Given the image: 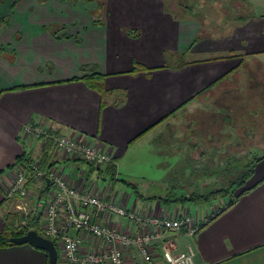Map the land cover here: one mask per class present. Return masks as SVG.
Here are the masks:
<instances>
[{
    "label": "crops",
    "instance_id": "crops-1",
    "mask_svg": "<svg viewBox=\"0 0 264 264\" xmlns=\"http://www.w3.org/2000/svg\"><path fill=\"white\" fill-rule=\"evenodd\" d=\"M103 1L104 12L97 17L101 24L96 25L98 15L92 13L99 4L94 1L19 0L12 7L14 0H0V233L10 218L8 222L19 221L24 213L20 203L26 204L28 214L41 217L42 226L46 202L55 187L51 180H35L28 182L29 193L23 201L6 196L17 164L9 166L22 153L40 167H54L85 190L102 196L112 190L110 199L140 214L167 213L169 206L161 197L143 196L129 183V189L117 186L118 182L124 184L121 176L130 174L131 166L142 164L140 153L174 146L155 124L176 117L215 80L234 73L248 55L264 52V12L234 24L226 36H206L193 43L201 32L200 22L174 16L166 11L164 0ZM249 1L253 6L264 5V0ZM61 26L65 28L58 36L48 29ZM126 29H138L139 35L131 36ZM63 32L71 36H63ZM228 52L236 55L207 59L210 54ZM177 54L183 55L180 62L184 65L174 66ZM135 64L149 69L131 73ZM93 66L105 76L106 89L126 91L119 104L110 95L108 104L102 105L101 94L81 78L92 73ZM31 123L99 144L112 153L115 176L109 173L108 164L100 167L56 153L48 140L26 130ZM253 184L217 215L214 206L208 208L204 218H212L205 221L200 217L207 223L193 238L185 229L166 231L151 246L156 260L167 264L162 245L177 252L192 242L197 264H264V159L257 163L248 186ZM224 205L218 204L216 212ZM101 220L128 233L143 230L115 213ZM68 234L81 236L82 254L105 248L89 232L70 227ZM125 263L147 264L135 245L125 251ZM0 264H48V255L29 243H15L0 247Z\"/></svg>",
    "mask_w": 264,
    "mask_h": 264
},
{
    "label": "rangeland",
    "instance_id": "rangeland-1",
    "mask_svg": "<svg viewBox=\"0 0 264 264\" xmlns=\"http://www.w3.org/2000/svg\"><path fill=\"white\" fill-rule=\"evenodd\" d=\"M89 1L99 4L98 9L94 11L95 8L92 14L98 15H95V18L101 17L104 12L105 1ZM181 1L183 4H179L178 0H167V7L179 17H186L200 22V29L203 31L200 30L201 32L198 35H201L202 38L206 36L212 37L213 35H210V33L220 28L222 32L225 30L229 32L231 25L236 23L234 17L250 13V9H248L243 0ZM200 2L201 5H198ZM188 6L191 7V11H189ZM253 10L255 13L264 12V5L254 4ZM212 28L216 29L210 30ZM234 53L228 52L222 53V55ZM180 54L176 55L177 58L174 57L173 61L177 63L174 66L182 64L180 61L183 55L181 56ZM232 56L234 55L227 57ZM214 58L218 59L220 57L215 53L210 54L207 59ZM92 88L96 89L101 94L102 99L107 102L108 97L111 95L110 99H114V104H119L118 99L121 98V94L126 93L124 89L108 90L104 86L102 94L96 87ZM197 95L200 97L196 98L197 100L187 106L186 109L180 110L176 117H171L155 124V128L162 134L161 136H164L166 141L174 146H162L166 149L154 153H140L139 160L142 164L131 166L132 170L127 167L131 171L129 172L130 174H125L128 178L121 176L124 184L118 182L117 186L123 185L126 189H129L126 179L135 184L133 187H136L140 194L146 197L149 195L161 197L172 189H176L179 193L182 190H189L192 181L206 183L214 179L210 176L211 170L207 172V175L205 173L200 174L199 177L192 179V167L206 164V161H202L203 158L198 157L203 151H205L206 156H216V162L218 159L223 161L234 155L235 157L247 155L246 158L250 159L252 157L248 156V153L255 157L264 152V52L248 55L234 73L225 76L218 83L205 88ZM89 142L91 144L95 143L90 139ZM190 145H193L191 149H189ZM107 152L110 153L109 151ZM110 154L113 161L107 163L108 165L103 164L107 165L108 168L110 165L116 166L114 157L112 153ZM189 155L193 157L191 160L187 158ZM249 182L250 180L237 192L251 187L248 186ZM111 191H109L108 196L104 197L110 198L109 195L111 194L112 196ZM228 197L229 195L200 203L188 201L185 203L186 205L171 202L167 206H169V211H173L176 206L185 211L190 208L195 211L194 213L198 218L202 217L203 220L207 221L208 217L204 218L207 209L214 206L213 209L216 211L218 204H221V202L222 204L227 203ZM99 219L101 220V218ZM10 220L11 218L8 221ZM18 222L20 223V220ZM61 247V244L60 246L59 244L57 245L59 256L63 260L64 253ZM66 263L72 264L70 262Z\"/></svg>",
    "mask_w": 264,
    "mask_h": 264
},
{
    "label": "built area",
    "instance_id": "built-area-1",
    "mask_svg": "<svg viewBox=\"0 0 264 264\" xmlns=\"http://www.w3.org/2000/svg\"><path fill=\"white\" fill-rule=\"evenodd\" d=\"M26 130L50 141L56 153L80 157L96 166L113 161L110 153L100 148L97 143L91 144L86 137L61 134L32 123L26 127ZM34 169L35 180L44 181L49 178L55 186L46 202L43 225L37 230L52 238L57 245L61 244L65 262L72 264H126L125 251L135 245L139 248L147 264H160L156 260L151 246L161 239L166 231L180 232L185 228L188 236L193 238L199 229L200 217L198 218L195 213L189 210L185 211L176 206L173 211H169L168 208L167 213L163 215L140 214L108 197L71 183L66 175L58 172L54 167H40L35 163ZM27 181V171L22 164L18 163L14 171V179L7 188L6 196L8 198L16 197L23 201L29 193ZM25 205V203H20L19 207L27 215L28 211ZM113 213L127 217L143 230L128 233L99 219ZM62 216H64L63 222L60 221ZM18 223L16 224L19 225ZM20 225L26 226L27 219L21 221ZM70 227L93 234L101 240L105 248L90 250L85 254L80 253L82 238L79 235L70 236L68 234ZM162 252L167 264H197L194 258L196 251L192 242L187 243L185 250L177 252L167 245H162Z\"/></svg>",
    "mask_w": 264,
    "mask_h": 264
},
{
    "label": "trees",
    "instance_id": "trees-1",
    "mask_svg": "<svg viewBox=\"0 0 264 264\" xmlns=\"http://www.w3.org/2000/svg\"><path fill=\"white\" fill-rule=\"evenodd\" d=\"M19 0H14L12 7L15 6V4ZM165 2V9L166 11L174 14V16L179 17L177 14H175L172 10L167 7V0H164ZM213 2V1H211ZM243 2L246 3L248 9H250V13L248 15H238L234 17V20H236V23L238 22H245L248 19L256 16L255 11L253 10L252 4L249 2V0H243ZM179 4H183L181 0H178ZM201 5V2L198 4ZM189 7V11H191V7ZM235 23V24H236ZM94 24L100 25L101 21L99 18L94 19ZM231 25V24H230ZM233 24L231 25V27ZM65 26L57 27L55 29L48 28L50 31L55 35L58 36V32L63 30ZM216 28H212L210 30H214ZM220 29L213 31L210 33V35H213L212 37H221V36H226L231 32V29L229 32L226 30L224 32L220 31ZM203 31V30H201ZM126 32L131 35V36H138L139 35V30L138 29H126ZM63 36L70 37L71 35L67 34L66 32H63ZM77 41H80L81 38L79 35H76L74 37ZM202 38L201 35H198L194 38L193 43L199 41ZM193 45V44H192ZM191 48V47H190ZM188 48L184 53L189 51ZM229 55H236L234 54H228V55H221L219 56L220 58L227 57ZM216 59V58H214ZM187 64V62H185ZM184 65V64H182ZM181 65V66H182ZM89 66V65H88ZM88 66H84L83 69H86ZM91 66V65H90ZM94 67V66H93ZM95 68V67H94ZM143 69H149L145 66L135 64L134 68L131 70V73H138L139 71ZM83 80L86 81L91 87H96L100 92L104 91V75L100 74L98 71L94 69V71L90 74L85 73L84 75L81 76ZM222 78H219L215 80L211 85H214L218 83ZM210 85V86H211ZM205 90V89H204ZM108 104L106 100L102 99V105ZM50 142V141H49ZM51 147L52 143L50 142ZM191 148V147H190ZM247 155L245 156H240V157H235L231 156L227 158L226 160H221L218 159L216 162V156L213 155H205V151L201 152L198 157L203 158L202 161H206L205 165L202 166H193L192 167V179L194 177H199L200 174H206L210 170V176L214 178L210 182H193L191 183V188L189 190L185 191H180L179 193L177 192L176 189H172L169 192H167L165 195L161 196V199L164 203L169 205L171 202H178L181 203V205H184L188 201H192L194 203H200V202H206L212 199H218L220 197H228L227 203L222 206L218 212L214 213V216L217 215L218 213L222 212L224 209L230 207L233 205L243 194L249 192L257 183L251 187H247L243 189L242 191H238L243 185H245L248 180H250L255 172L256 165L259 161L264 159V152L261 155H257L255 157L251 156L250 153H248V156L252 157L250 159L246 158ZM189 160H191L193 157L189 155L187 157ZM246 158V159H245ZM205 159V160H204ZM33 158H30L29 155H26L25 153H22L19 155L15 161L14 164H11L9 167H13L16 164H22L24 168L27 171V176H28V181L27 182H32L35 181V169H34V164L35 162L33 161ZM201 165V164H200ZM2 172V170H0ZM109 173H111L112 176H115L116 173V166L115 165H110L109 166ZM129 185L135 186L132 182L125 180ZM48 183L45 182V188L47 189ZM242 189V188H241ZM138 192V191H137ZM140 195V194H139ZM32 214V215H31ZM211 216V215H210ZM208 216V220L211 219L212 217ZM40 216L38 215H33V213L29 212V214H22L19 216L17 219L23 221L24 219H27V225L26 226H21L20 223L17 225L15 221H11L6 223L5 229L3 232L0 233V247H5L9 246L12 244H15L14 242H11L10 237L11 236H18L21 234H24L27 230L30 228H33V226L37 225L36 229H39V222H40ZM16 220V219H15ZM207 222L201 220L199 229L203 227ZM185 229V228H183ZM198 229V230H199ZM57 246V243H55ZM58 249V248H57ZM58 264H68L61 260L59 256V249H58Z\"/></svg>",
    "mask_w": 264,
    "mask_h": 264
},
{
    "label": "water",
    "instance_id": "water-1",
    "mask_svg": "<svg viewBox=\"0 0 264 264\" xmlns=\"http://www.w3.org/2000/svg\"><path fill=\"white\" fill-rule=\"evenodd\" d=\"M49 181L47 178V182ZM10 240L14 243H29L36 248L43 249L48 255V264H58V249L55 241L41 234L36 228H30L18 236H11Z\"/></svg>",
    "mask_w": 264,
    "mask_h": 264
}]
</instances>
